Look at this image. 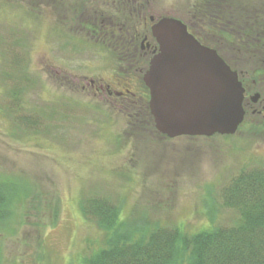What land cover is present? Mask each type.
Returning <instances> with one entry per match:
<instances>
[{
    "label": "rangeland",
    "instance_id": "1",
    "mask_svg": "<svg viewBox=\"0 0 264 264\" xmlns=\"http://www.w3.org/2000/svg\"><path fill=\"white\" fill-rule=\"evenodd\" d=\"M135 1L148 6L149 20L183 17L200 0ZM231 1L246 7L255 0ZM260 1L252 14L262 18ZM105 2L0 0V181L13 189L0 264H83L104 245L99 220L115 214L122 234L140 236L159 223L190 235L235 225L242 213L233 205L243 206L246 195L264 212V131L168 138L146 111L135 108L131 121L126 107L74 84V77L113 83L116 72L127 76L117 67L119 49L87 27L114 12ZM237 50L226 45L223 57L262 91L264 73L255 77L256 62ZM130 80L145 96L141 77ZM85 202L89 217L109 208L115 214L89 218Z\"/></svg>",
    "mask_w": 264,
    "mask_h": 264
},
{
    "label": "trees",
    "instance_id": "2",
    "mask_svg": "<svg viewBox=\"0 0 264 264\" xmlns=\"http://www.w3.org/2000/svg\"><path fill=\"white\" fill-rule=\"evenodd\" d=\"M126 1L112 0L110 3L108 0L110 4L105 2L107 6L103 9L114 10L119 29L125 35L130 34L136 37L145 29L142 12L143 8L148 6L142 3L135 5V0L128 3ZM233 3L228 0L222 2L200 0L194 4L193 11L184 14L183 17H175L185 22L190 32L203 44L215 48L222 56L225 53L226 45H234L239 49L236 54L241 52L256 62L254 74L255 77H260L264 73L262 70V64H264V14L260 10L263 15L261 18L257 15L258 13L255 15L252 13L262 3L260 0H255L253 3L248 1L246 7L241 5L234 7ZM106 14L108 15L107 11ZM103 19L105 23L101 26L90 23L87 25L88 29L113 37L115 26H112L108 19ZM107 20L108 23H106ZM140 39L139 36V41H141ZM109 43L124 54L118 39L111 38ZM224 59L234 70L240 71L235 64H232L229 57ZM125 61L126 59L121 56L117 58L116 63L119 70L122 67L124 70L128 67H125L127 62ZM139 64L141 68L146 66L145 57L139 58ZM118 74L125 77L122 71H118ZM126 75L129 76L127 73ZM138 75L142 76L141 73ZM138 109L146 111L149 115L147 101L142 102ZM133 110L132 107H128L124 113L131 121L134 116ZM4 181H0V227L7 226L5 213L11 212L9 196L11 195L12 198L13 191L8 180H6L7 183ZM246 196L242 200L243 206L241 204L233 205L238 207L242 213L235 225L213 226L194 235H190L182 229L159 223L153 229L146 227L143 232L139 231L140 236L139 234L135 235L134 232L130 233L131 236H127L122 234L115 209L110 210L109 208L111 215L115 214L113 219L109 217L104 218L102 222L99 220V226L106 234L104 245L85 259L83 264H264V212H258L259 208L263 207L259 206L258 199L247 200ZM87 205L88 203L85 202L82 208L84 207L83 212L89 217ZM108 210L106 212L100 210L102 214L93 213V216L89 218H102V215L108 213ZM145 231L150 232L148 236Z\"/></svg>",
    "mask_w": 264,
    "mask_h": 264
},
{
    "label": "water",
    "instance_id": "3",
    "mask_svg": "<svg viewBox=\"0 0 264 264\" xmlns=\"http://www.w3.org/2000/svg\"><path fill=\"white\" fill-rule=\"evenodd\" d=\"M151 29L158 51L143 81L157 131L170 138L235 134L245 116L238 72L179 19L163 17Z\"/></svg>",
    "mask_w": 264,
    "mask_h": 264
},
{
    "label": "flooded vegetation",
    "instance_id": "4",
    "mask_svg": "<svg viewBox=\"0 0 264 264\" xmlns=\"http://www.w3.org/2000/svg\"><path fill=\"white\" fill-rule=\"evenodd\" d=\"M103 17L108 19L112 26H115V35L113 34L112 37V35L110 36L109 34H106L105 36H107L110 40L113 38L120 41V44L122 45V48H120L124 52V54L122 52H120V54L121 57L127 61H125L126 67L128 66L126 68V73L129 74L130 77L121 76V74L119 75L118 72H116V78L113 83L108 82L104 78H93L88 76L74 77V84H76L78 87H81L87 95L105 100L115 108L132 107L134 110L135 108L139 110L138 108L142 102H148L147 93L143 97L136 93L134 90V81L130 80V78L136 74L145 72V68H141L139 66V58L141 56L145 57V60L147 61L145 67H147L150 65L151 58L158 51L157 45L149 34V24L147 23L148 21H146L148 18L147 16L144 17V24L146 25L145 29L138 33V36L135 37L130 34L125 35L122 30L119 29L114 13L111 15H104ZM151 17L152 16L149 17L150 22ZM108 20L106 23L109 22ZM89 33L91 34L92 30L89 29ZM139 36L141 37L140 44ZM132 70L135 73L133 76H131ZM262 70L264 71V69ZM55 71L60 72L58 69H55ZM239 75L245 88V99L243 103L245 116L243 122L239 125L236 134L242 128L264 131V84L262 91H254V88L257 86V81L254 79L251 82L252 85H249L245 81V78L248 77V72H240ZM253 91L255 92V95L252 94ZM255 96H258L256 100H254Z\"/></svg>",
    "mask_w": 264,
    "mask_h": 264
}]
</instances>
